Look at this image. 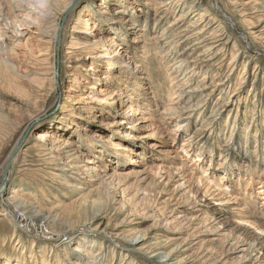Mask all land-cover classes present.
I'll return each instance as SVG.
<instances>
[{"label": "rangeland", "instance_id": "obj_1", "mask_svg": "<svg viewBox=\"0 0 264 264\" xmlns=\"http://www.w3.org/2000/svg\"><path fill=\"white\" fill-rule=\"evenodd\" d=\"M28 1L32 2L0 0V27H4V20L22 15ZM87 1L93 11L82 17L89 16L92 24L87 29L78 25L80 33H72V27L88 3L76 8L63 22L65 14L60 13L69 0H59L42 13L37 29L25 25L16 35L14 25L8 21L9 28L5 31L8 38L4 39L5 43L0 42V162L20 139L23 147L15 155L18 161L9 175L8 191H4L5 207H0V251L14 254L11 264H17L22 254L27 256L25 264H35L29 258L32 252L29 248L33 241L41 240L48 246L46 261L50 264H58L61 259H65L63 264H70L71 260L76 262L77 255L83 257L84 264L89 254L98 259L96 264H164L168 259L146 246L142 253L128 251L130 243L134 242L132 237L152 230L164 236L169 250L179 248V259H187V264H264V240L251 261H241L239 249L240 243H251L256 232L264 231V204L261 203L264 196L257 195L264 175L259 176V170L254 169L255 163L261 162L260 152L264 157V0H197L202 4L203 13L215 16L214 28L221 26L219 34L227 37L228 44L222 47L225 42L217 43L216 50L225 49L218 53L215 66H200L190 80L191 85L202 86L194 103L204 101L207 110L202 113L203 102L195 111H191L194 108L180 113L176 109L178 100L173 98L181 94L170 84L174 77L178 80L186 75L185 72L176 75L170 66L183 47L174 45L175 49L171 50L170 46L157 42L161 32L181 16L183 9H199V6L194 8L196 3L172 12L160 21L158 34H154L153 28L160 18L159 14L155 17L154 9L163 0H141L147 4L148 23L141 24L134 33H127L126 41L115 39L121 47H110L95 45L94 41L114 35L111 32L114 23L109 22L118 7L110 3L105 7L106 0ZM17 4L23 5L21 11ZM196 14L189 13L180 24V30L191 25L198 18H194ZM21 17L17 19L21 21ZM55 26H59L60 34L66 26L63 44L61 39L54 42L47 38ZM193 26L197 30L203 27ZM72 35L87 38L89 42L88 51L76 50L78 56L85 58L81 69H74L75 56L71 57L73 63L64 60ZM121 49L124 55L116 56ZM95 51L102 58L92 61ZM91 66L99 70L97 90L89 89L93 80L86 78L87 72L82 71ZM76 77L81 83L77 91H71L77 86ZM202 81L204 86L200 84ZM205 86L208 87L204 90ZM182 89L187 90V87ZM74 95L77 101L68 103L67 97ZM126 99L129 101L125 102ZM66 102L70 111L73 107L78 111L62 110ZM225 104L226 108L220 110L221 115L214 121L213 113ZM236 115L239 121L235 124ZM64 119L88 128L83 132L70 124L64 131H57L54 140L59 147L69 142L79 159L78 165L86 171L77 176L82 182L81 190L70 193L72 190L66 186L71 183L66 184L65 179L60 178L57 182L66 185L62 194L50 196L54 190L46 189L43 184L65 169L64 161L45 162L35 138L39 133L55 131L56 125ZM179 121L184 124L177 127ZM30 122L31 128L23 135ZM235 125L237 130L231 139ZM249 127V135L245 136ZM89 130L102 135L97 146L101 149L94 150L87 145V139L81 138L82 135L88 137ZM124 131L128 135L125 140L131 143L123 145L133 148L137 155L121 163L112 147L122 143L119 132ZM257 131L258 138L255 137ZM142 134L151 137L136 141L135 137ZM228 146L231 150L226 152ZM253 151L256 154L250 161L248 153ZM197 158L200 162L195 163ZM250 165L253 168L248 172L241 170ZM246 189L251 197L244 194ZM14 192H18V196ZM218 193L234 198L222 211L213 207ZM93 201L105 203L109 215L88 227L79 211L81 205ZM241 220L256 225L246 229L238 225ZM82 243L87 244L83 247ZM77 246L86 251V257L82 252L76 254ZM41 262V257L37 258V264ZM0 264H4L3 259ZM85 264L94 263L91 259Z\"/></svg>", "mask_w": 264, "mask_h": 264}, {"label": "bare ground", "instance_id": "obj_2", "mask_svg": "<svg viewBox=\"0 0 264 264\" xmlns=\"http://www.w3.org/2000/svg\"><path fill=\"white\" fill-rule=\"evenodd\" d=\"M32 2L28 1V4H26V5H28V8L26 10L22 11V12H24V13H21L22 15L19 14L20 16H22L21 17L22 18L21 21H19L17 19V18L20 17V16L17 17L18 15L16 16L17 18H14V19L13 18L12 19L9 18V19H6V20L3 21V22H5V25H4L3 28L0 27V42H3L5 38H8V35L6 36V34H5L6 29L8 30V28H9L8 25H7V22L8 21L12 22V24L14 25V26H12V28H13L14 34H16V35L20 34V32H18V31L19 30H23L24 27H25V25H27L29 27L32 26V27H35L36 28V26H38L40 24V20H41L40 18L42 17V13L44 11H46L50 7L51 4H58L59 3V0H32ZM89 2L87 0H69V2H67L66 5L61 10L62 13H60V14H62V15L63 14H65V15L68 14L69 15V14H72L73 12H75L76 8H78L83 3H88L85 6V8H84L85 10L84 11L82 10V11L79 12L78 19L76 20L75 25L72 27V33H80L81 32V31H78V27H77L78 25H81L82 24V26L84 27V29H87L92 24V19L89 16L84 17V18L82 17L84 15H87V13H92V11H93V8L91 7V5H90ZM127 2H130V1H127V0H106V1L103 2L105 7H108V3H110L113 7H118V8H116V11L114 13V18L111 20V22H109V24L110 23H114L113 24V28L111 30V32L114 35L109 36V37H106V38H102L98 42H95L94 41V44L95 45H97V44L98 45L99 44H102L103 45L104 44V45H109L110 47L111 46H116V45H118V43L116 42V40L121 39V40L126 41L125 36L127 35V33H129V32L134 33L136 31H138L137 29H139V27L141 26V24H145L146 25L148 23V19H149L150 16H149V12H147L145 10V7H147V4H144L143 3L144 1H141V0H131V3L130 4L129 3L127 4ZM251 2H252V0H251ZM195 3L197 4V6H194V8H196V7L199 6L198 7L199 9H194L193 10V8L192 9L189 8L188 11H185L183 9L181 16L179 18H176L174 20V22H172L170 24V26H168L166 29H164L161 32V35L159 36L160 40L157 41L158 44L170 46V49L171 50H174L175 49V48H173L174 45H176V48H182L183 47L181 49V51L179 52V54H177V56H175V58L173 59V63H172L173 65L170 66L171 69L175 71L174 72L175 74L176 73H181V72L183 73V72H185V75H186L185 77H182V79H178V80L175 77L174 78L172 77L173 79L171 78L172 79V82L170 84V87L176 89L178 91L177 93H180L181 94L178 97L177 96H174V98H173L174 100H178V101H175V102H177V105L176 104L175 105L177 106L176 109L178 111H180V113H183L184 111H188V110L194 109V108L195 109L194 110H191V111H195V110H197L199 104L202 103V102H203L202 103L203 105H201V107H200V112L202 113L203 111H206L207 110V106L204 104V101L202 99L200 100L201 102L198 101V104H194L195 103V99L197 98L198 92H199V90H200V88L202 86L199 87V84L198 85L195 84L196 86H193V85H191L190 82H192V81H190V80L196 76V74L198 73V70H199V67L200 66H207V64L209 66H211L210 68H212V67L215 66V63L218 61V60L216 61V59H217V57L219 55L218 53L219 52H222V50L225 49V48H222V50L221 49L216 50L218 47H214V46L217 43H219V42L220 43H224L226 41L227 37H225L223 34H219L221 32L219 30V28L221 26H217L216 28H214L215 25L217 24L216 19L214 18L215 16L212 17V15H209L208 16L207 14L203 13L202 4L200 5L199 3H197V0H163V2L157 3L159 6L158 7L156 6V8L154 9V15H155V17L158 14L160 15L159 16L160 18L156 21L155 26L153 28L154 29V34L155 33L158 34L157 31L160 28V21H163L164 19H166L169 15L172 14V12H176L182 6H187L189 4L192 5V4H195ZM26 5H24V6L26 7ZM20 6H18V4H17V7H20ZM17 10H19V9H17ZM20 11H21V7H20ZM189 13H191V15L197 13L194 16V18L195 17H198V18L191 25H189L187 27L188 29L186 28V29L180 30L181 29L180 28V24L185 19V17L189 15ZM104 20H105V22H107L109 20V18L106 17V19H104ZM114 25H117L118 27L117 28H114ZM193 25H198V26L200 25V26H203V27L201 29H198L197 30V28H195ZM127 26L129 28H127ZM222 27H224V26H222ZM145 28H148V27L145 26ZM213 28H214V30H212ZM195 30H197V31L195 33H192ZM223 30H225V29H223ZM65 31H66V26L62 30L61 34H60V28H59V26H55V28L53 29L51 35H48L47 36V34H46V36H47V38H49L50 41H54V42H57L59 39H61L62 44H63ZM260 31H262V30H260ZM115 35H116V37H115ZM119 35H121V36H119ZM173 35H175L174 38H172ZM72 36L73 37H71V41L69 43V46L67 48V51L65 52L66 58H64V60H68V61L72 60V63H73V59L74 58H71V57L75 56L76 59H74V64L76 63V66H75L74 69H81L80 66L84 65L85 58L82 55L78 56L79 53H77L78 51H76V50L87 49V51H88V49H89L88 46L89 45L88 46H86V45L89 42H87L88 40L86 41L87 38L84 40L83 37H81V36H75V35H72ZM134 42H136V41L134 40ZM3 43H5V42H3ZM227 45L228 44L225 42V44H222V47L223 46H227ZM118 46L121 47V44H119ZM1 48L2 47H0V52H2V49ZM93 49H94V47H93ZM122 49L117 52L116 56H121V55L123 56L124 55V53L122 52ZM96 50H98V49L96 48ZM95 52H93L94 55L91 58L92 61H97L100 58H102V55L99 52H96V53ZM39 61H41V60H39ZM82 71H86L87 72L86 78L88 77V79L90 78L91 80H93L92 83L91 82L89 83V85H90L89 89H91V90H97V87L96 86H97V83H98L99 79L97 77L98 75H96V74L99 73L98 68H95V67H92L91 66V67H89L88 70L86 68L85 70H82ZM91 72H92V74H91ZM171 72H173V71H171ZM90 74L92 75V78H91V75ZM204 79L206 80L207 77H205ZM80 80L81 79H78L76 77L75 81L77 83V86L74 89L71 88V91H77V89L79 88V85L81 83ZM203 82L204 81H202L200 84H202L204 86ZM208 86H205L204 87V90ZM182 87H187V90L186 89H182ZM221 93H223V92H221ZM67 101H70L68 103H73L74 101L76 102L77 100L75 99V95H74L72 97L71 96L67 97ZM128 101L129 100L126 99L125 102H128ZM227 102H228V100H227ZM238 103L240 104V102H238ZM123 105H125V104H123ZM225 106H226V104L224 106H221L215 113H213L212 117H213V120L214 121L217 119V117L219 115H221V114H218V113H220V110L222 111L224 108H226ZM69 107H70V105H67V102H66V103L62 104L61 109L64 110L65 112L78 111V110H76V107H73L72 108V111H70L69 110ZM239 107H238V109H239ZM70 114L71 113H69V115ZM72 115H75V114H72ZM255 118L256 117H253V119H255ZM237 120L239 121L238 115H236V118H235V121H234L235 124L237 123ZM70 124L78 127L83 132H87V130H88V128H86L84 126H79L73 120L69 121L67 119H64V121L62 123H59V124L56 125L57 127L55 128L56 129L55 131L52 130V132L51 131H47V132H44V133H39V134H37V136L35 138V140H37V142H38V151L40 152V154H42L46 158V161L45 162H47V163L53 162L54 163V162H62V161H64L63 163L65 165V169H61L59 171L60 174L56 175L55 178L53 177L54 179H50L45 184H43V186L46 189L49 188V189H53L54 190V192L50 193V196H52V194H54L56 196H58L59 194H62L61 190L63 188V185L64 186H66V185L57 182V179H60V178H64L66 184H68L69 182L71 183V184H69V186H66V189H71L72 190V192L69 191L70 193L76 192L75 191L76 189H80V190L82 189L79 186L82 182L80 181V179L77 178V176L80 177V175L84 174V172L86 170H85V168L82 167V165L79 166L80 163L77 162V159L78 158H77V156L75 157V155H74L75 153L71 149V144L69 142L68 143H65L64 142V144H62L59 147V146H57L58 143H55V141H54L55 138L58 135L57 134V131H60V130L64 131L65 129H67L65 127L70 126ZM182 124H184V121H179L177 127H180ZM226 124H228V123H226ZM250 125H252V124H250ZM31 126H32V122H30V123H28L26 125L23 135L25 134V132H27V130H29L31 128ZM131 127H135V126H131ZM69 128L71 129V127H69ZM256 128H257V126H256ZM236 130H237V125L233 126V128H232V134H231V136L229 135L231 137V139L234 136V133L236 132ZM249 130H250V127L247 130H245L246 131V134L244 133L245 136L249 135ZM126 131H128L127 128H126ZM126 131L119 132L120 133L119 134L120 135L119 136V141L122 142V143L121 144H116L114 147H112L113 149L116 150L114 152H117L118 160L121 161V163H125L127 161L129 162V160L131 159V156L132 155L133 156L134 155L135 156L137 155V152L133 148L126 147V146L123 145V143H125V144L131 143V142L128 141L129 139L128 140H125L126 139L125 137L128 136ZM89 134L90 135L88 137H87V135H82L81 138H83L84 140L87 139V145H89L90 147H94L95 148L94 150L99 149V148L101 149L102 147H98L97 148V146H98V144H99V142H100V140L102 138V135L99 133V131L89 130ZM79 136H81V135L79 134ZM258 136H259V133L257 131V133L255 134V137L258 138ZM150 137H151L150 135L142 134V135H139V136L135 137V139H136V141H143V140H146V139H148ZM246 141L248 142L249 140H246ZM21 143H22V139H20L15 144V146L12 148V150L9 152V154L6 155V157L4 158V160L0 162L1 163V165H0V207L1 206L2 207H5V203H4V191L7 190L8 187H9V183H10V181H9L10 180L9 175L12 172V170L14 169V166H15V164L18 161V156H15V155L17 153H20L19 151H21L23 149ZM256 147L258 148L257 145H256ZM226 150H225L226 152H229L231 150L230 146H228V148ZM248 151L249 150L247 149V152ZM248 154H251V158L249 159L251 161V160L254 159L253 155L256 154V152L253 151V152L248 153ZM246 155H247V153H246ZM19 158H21V157H19ZM258 158L261 159V162L258 163L259 162V160H258V162H256L255 165H254L255 166L254 169H255V171L256 170H259V176H262V175H264V157H262V153L261 152L259 153ZM26 161H28V160H26ZM197 162H200V159L197 158L195 160V163H197ZM78 163H79V165H78ZM24 164H25V162H24ZM28 166H29V164H28ZM47 166H49V165H47ZM251 166L252 165L246 166L247 169L245 167L244 169H241V170H243V172H248L250 169L253 168V167L251 168ZM38 171H40V170H38ZM69 174H72V175H69ZM220 182L223 183L222 181H220ZM53 185H55V186H53ZM259 189L260 190L257 191V195L258 196H261V195L264 196V182L259 187ZM14 193H15V195L18 194V192H14ZM244 194L249 196V194L247 193V189H246V191H245ZM14 197L16 199L18 198L16 196H11L10 198H14ZM217 197H218L216 199L217 200V204H215L213 206V207L216 206V207L219 208V209H217V211H222V208H224L227 204H230L231 203L230 200H233L234 199V198L232 199V197H229V199H228V198H226L225 196H222V194H219V193L217 194ZM249 197H251V196H249ZM64 198H65V196H64ZM261 203L264 204V201L261 202ZM35 207H38V206H35ZM107 210L108 209H107V206H106L105 203L102 204V203H99L98 201H93V202H90L88 204L85 203L83 206L81 205V209L79 211V215L81 217L85 218L84 220H86L88 222L87 226L89 227L90 226V223L91 224H95L103 216L104 217H105V215L108 216L109 213L107 215V212H109V211H107ZM238 214H243V213H238ZM0 215H2L1 212H0ZM244 216H242V217H244ZM238 225L239 226L246 227V229H247V227L252 229L256 224H253V223H250V222H245V221L241 220ZM83 228L85 230H89V228H86V227H83ZM96 229L98 230V228H96ZM102 233L106 234V232H102ZM38 237L41 238V239H45L44 236H38ZM135 237H132V239H133L132 242L133 241L134 242L133 243H130L132 245L128 248V251L142 253L143 252V247L146 246V248L155 251V253H157L156 255H160V256H163L164 255V257L166 259H168L167 262H165L164 264H187V259H183V258L179 259V256H178V253H179V250L178 249L179 248L169 250V245H168L167 241L164 239V236L163 235L155 234L152 230H150V231L148 230V231H145L144 233H141L140 235L137 234ZM11 240H12V238H11ZM85 240H88L89 241V238L86 237ZM263 240H264V231L263 230H259L258 232L255 233L253 242L248 243V242H244L243 241L242 243H240L239 249H240V253L242 254L241 261H243V262L244 261H251L252 260L251 258H253L252 256H254L253 254L255 252L258 253V249H259L258 247L262 246ZM38 241L39 242L33 241L32 242V246L29 248L30 250H32V252L30 251V255H29L30 260H34L35 261L34 263L37 264V258L40 259V257H41V260H42L41 263L42 264H50V263H48L46 261L47 260L46 259V255H47V252H48L47 251L48 246H46L45 245L46 243H43V241H41V240H38ZM85 244H87V243H85ZM85 244L82 243V246L85 247L84 246ZM20 245H21V240H19V242H18V246H20ZM13 249H15V247H13ZM75 251H76V254H77V252L78 253H81L82 252L83 254H85L84 255L85 257L87 256L86 251H84L83 249H81L78 246H77V248H76ZM37 254H39V256H37ZM13 256H14V254L9 255L6 252H1L0 251V259H3L4 260V264H11V263H13L12 262V259H11V257H13ZM23 256L24 255L22 254V258H20V260H19V262L17 264H25L27 262L26 261V257L27 256L26 257L25 256L23 257ZM88 257H89L88 260L91 262V259H92V261H93L94 264H96V262L98 261V259L92 258V256H90V254L88 255ZM47 258H48V255H47ZM64 260L65 259L58 260V261H60L58 264H61V263L63 264L64 263L63 262ZM82 261H83V257H81L80 255H77L76 262L71 260L70 261V264H82ZM87 261L85 260L83 263L85 264V262H87ZM256 261H257V259H256Z\"/></svg>", "mask_w": 264, "mask_h": 264}, {"label": "water", "instance_id": "obj_3", "mask_svg": "<svg viewBox=\"0 0 264 264\" xmlns=\"http://www.w3.org/2000/svg\"><path fill=\"white\" fill-rule=\"evenodd\" d=\"M71 11V10H70ZM68 14L65 15L64 19H63V22L65 21V19L67 18Z\"/></svg>", "mask_w": 264, "mask_h": 264}]
</instances>
